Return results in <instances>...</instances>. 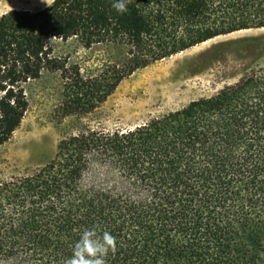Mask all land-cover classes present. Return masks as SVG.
Wrapping results in <instances>:
<instances>
[{
  "label": "trees",
  "instance_id": "16d2710c",
  "mask_svg": "<svg viewBox=\"0 0 264 264\" xmlns=\"http://www.w3.org/2000/svg\"><path fill=\"white\" fill-rule=\"evenodd\" d=\"M112 3L53 0L0 16V146L46 71L61 75L64 113L83 114L139 68L264 28V0H131L123 14ZM73 37L122 52L104 85L54 54L50 41ZM93 228L115 237L106 264H264V62L135 127H83L44 164L0 180V264H64Z\"/></svg>",
  "mask_w": 264,
  "mask_h": 264
},
{
  "label": "rangeland",
  "instance_id": "374dc122",
  "mask_svg": "<svg viewBox=\"0 0 264 264\" xmlns=\"http://www.w3.org/2000/svg\"><path fill=\"white\" fill-rule=\"evenodd\" d=\"M52 1L0 0V16L11 10L42 9ZM261 43L264 28L237 31L197 44L135 70L108 97L83 114L64 113L66 91L61 75L46 71L40 80L26 86L28 109L10 139L0 146V180L26 174L44 164L63 138L83 127L106 130L135 127L216 93L236 82L252 65L264 62ZM49 44L69 67L78 68L89 78L98 76L101 85L106 65L122 59L121 51L105 43L85 48L73 37L55 39Z\"/></svg>",
  "mask_w": 264,
  "mask_h": 264
},
{
  "label": "clouds",
  "instance_id": "9594fccd",
  "mask_svg": "<svg viewBox=\"0 0 264 264\" xmlns=\"http://www.w3.org/2000/svg\"><path fill=\"white\" fill-rule=\"evenodd\" d=\"M131 0H113L112 7L117 13L128 10ZM115 237L108 231L98 233L95 228L85 229L72 248L71 256L64 264H106L110 253H115Z\"/></svg>",
  "mask_w": 264,
  "mask_h": 264
},
{
  "label": "bare ground",
  "instance_id": "6f19581e",
  "mask_svg": "<svg viewBox=\"0 0 264 264\" xmlns=\"http://www.w3.org/2000/svg\"><path fill=\"white\" fill-rule=\"evenodd\" d=\"M16 4V3H15ZM11 5V4H10ZM13 5V4H12ZM4 7V6H3ZM6 8L9 7V5L5 6ZM4 7V8H5ZM4 10V9H3ZM7 10V9H6ZM208 41L203 42V44L207 43Z\"/></svg>",
  "mask_w": 264,
  "mask_h": 264
}]
</instances>
